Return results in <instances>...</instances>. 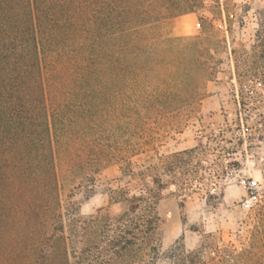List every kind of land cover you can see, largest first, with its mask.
I'll return each instance as SVG.
<instances>
[{
  "label": "trees",
  "instance_id": "obj_1",
  "mask_svg": "<svg viewBox=\"0 0 264 264\" xmlns=\"http://www.w3.org/2000/svg\"><path fill=\"white\" fill-rule=\"evenodd\" d=\"M211 1L0 0V264H115L121 257L114 244L122 230L115 243L99 246L91 237L79 246L87 229L66 218L58 158L80 178L78 187L120 163L124 209L115 224L126 227L128 246L144 244L145 257L131 264H155L162 187L150 189L130 156L143 152L146 116L194 98L193 81L204 70L192 46L162 34L163 24L193 12L208 30L227 6ZM117 122L131 142L115 140ZM132 188L138 194L130 195ZM259 216L264 264V206ZM216 252L207 234L196 248L173 255L172 264H207Z\"/></svg>",
  "mask_w": 264,
  "mask_h": 264
},
{
  "label": "rangeland",
  "instance_id": "obj_2",
  "mask_svg": "<svg viewBox=\"0 0 264 264\" xmlns=\"http://www.w3.org/2000/svg\"><path fill=\"white\" fill-rule=\"evenodd\" d=\"M186 14L168 20L161 30L164 36L181 39L184 48L192 46L194 57L204 63L192 84L195 97L169 113L146 116L143 152L130 156L132 170L144 172L150 189L162 187L155 200L159 218L155 264H172L177 261L173 255L196 248L207 234L218 248L204 258L210 261L207 264H258L259 215L264 206V0H227L222 18L208 30L193 13L191 31ZM118 123L112 133L115 140L124 136L131 142ZM56 163L66 218H78L87 229L79 246L90 245L91 237L99 246L111 239L115 243L122 230L120 242L114 244L121 256L115 264L145 257L144 244L137 249L128 246L131 236L126 227L115 224L124 209L118 200L124 187L120 163L100 169L82 187L60 158ZM242 177L256 183L251 205L245 204L248 191L239 184ZM128 192L138 194L133 188ZM70 237L72 244L76 237Z\"/></svg>",
  "mask_w": 264,
  "mask_h": 264
},
{
  "label": "built area",
  "instance_id": "obj_3",
  "mask_svg": "<svg viewBox=\"0 0 264 264\" xmlns=\"http://www.w3.org/2000/svg\"><path fill=\"white\" fill-rule=\"evenodd\" d=\"M239 184L241 187H243L244 189H246L248 191V197L245 200V204L251 205L256 200V195H255L256 183H255V181L254 180L249 181L248 179H245L242 177L239 180Z\"/></svg>",
  "mask_w": 264,
  "mask_h": 264
},
{
  "label": "crops",
  "instance_id": "obj_4",
  "mask_svg": "<svg viewBox=\"0 0 264 264\" xmlns=\"http://www.w3.org/2000/svg\"><path fill=\"white\" fill-rule=\"evenodd\" d=\"M186 15H188V19L190 21V24L188 25L189 28H191V31L194 30L195 28V24H194V15L193 13H187ZM172 34H177V33H172Z\"/></svg>",
  "mask_w": 264,
  "mask_h": 264
}]
</instances>
